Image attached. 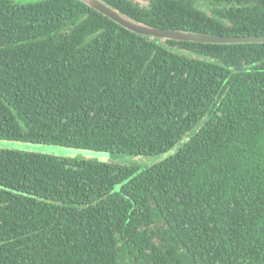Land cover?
<instances>
[{
  "label": "trees",
  "instance_id": "obj_1",
  "mask_svg": "<svg viewBox=\"0 0 264 264\" xmlns=\"http://www.w3.org/2000/svg\"><path fill=\"white\" fill-rule=\"evenodd\" d=\"M103 1L152 26L264 35V0ZM205 116L145 170L0 149V264H264V43L0 0V138L157 154Z\"/></svg>",
  "mask_w": 264,
  "mask_h": 264
},
{
  "label": "rangeland",
  "instance_id": "obj_2",
  "mask_svg": "<svg viewBox=\"0 0 264 264\" xmlns=\"http://www.w3.org/2000/svg\"><path fill=\"white\" fill-rule=\"evenodd\" d=\"M141 5L146 6L149 4V0H137ZM206 116L200 119L187 134L171 148L166 151L157 154L136 155L129 153L100 151L94 149H87L82 147H71L53 143H40L23 141L16 139H4L0 138V149L19 150L24 152L40 153L53 155L66 158H79L86 160H99L106 162H114L122 165H133L138 167L139 170H145L155 164H158L172 154L176 153L182 143L191 138L193 134L203 125ZM122 183H117L114 186V191H120Z\"/></svg>",
  "mask_w": 264,
  "mask_h": 264
},
{
  "label": "water",
  "instance_id": "obj_3",
  "mask_svg": "<svg viewBox=\"0 0 264 264\" xmlns=\"http://www.w3.org/2000/svg\"><path fill=\"white\" fill-rule=\"evenodd\" d=\"M88 6L108 16L124 28L141 35L153 36L162 40L194 41L202 43L234 44V43H264V35H222L203 32H192L184 29L162 28L134 20L103 0H81Z\"/></svg>",
  "mask_w": 264,
  "mask_h": 264
}]
</instances>
